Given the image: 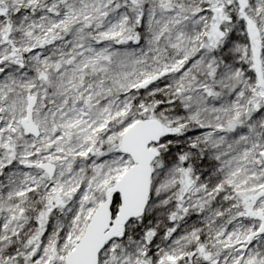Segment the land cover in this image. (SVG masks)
Listing matches in <instances>:
<instances>
[{"label":"snow or ice","instance_id":"6c2138e0","mask_svg":"<svg viewBox=\"0 0 264 264\" xmlns=\"http://www.w3.org/2000/svg\"><path fill=\"white\" fill-rule=\"evenodd\" d=\"M0 264H264V0H0Z\"/></svg>","mask_w":264,"mask_h":264}]
</instances>
